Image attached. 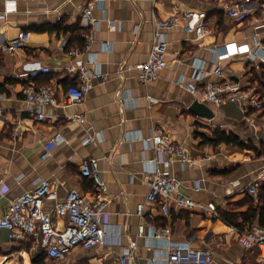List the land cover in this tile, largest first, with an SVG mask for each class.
Here are the masks:
<instances>
[{"label": "crops", "instance_id": "0c3cea01", "mask_svg": "<svg viewBox=\"0 0 264 264\" xmlns=\"http://www.w3.org/2000/svg\"><path fill=\"white\" fill-rule=\"evenodd\" d=\"M88 1L20 0L17 11L5 15L6 1L0 0V217L8 212L13 200L33 191L40 181H58L57 198L46 200V211L52 212L70 189H77L90 201L99 197L106 202V222L119 236L115 244L88 250L77 248L66 260L54 264H117L133 240H137V250L129 264H164L168 243L171 247L209 249L213 253L212 264H257L260 250L244 248L237 241L240 232L228 225L221 213L248 210L244 202L249 197L248 186L260 178L264 156L257 158L253 151L224 144L215 146L206 142V137L220 129L237 135L246 144H262L263 113L256 115L253 128L241 104L217 107L204 103L214 118H199L190 111L195 101L200 102L199 96L188 86L194 82L198 67L202 68L199 89L212 79L216 58L225 44L264 46V0H103L93 11L97 23L86 27L82 10ZM241 6L249 15L245 21L234 22L227 10ZM190 11L205 14L213 33L198 40L189 20L165 30L169 46L167 67L155 81L143 85L136 68L149 57L154 23ZM63 19L68 26L80 22L89 30L87 41L94 39L90 49L77 59L65 50L70 34L40 31ZM24 32L29 33L24 48L14 53L3 50ZM75 60H82L91 73L102 78L94 81L82 103L48 107L46 120L38 121L34 108L24 99L23 87L31 82L50 86L56 98L63 99L67 88L76 83L68 71ZM261 61L247 56L228 59L222 62L223 78L256 91L251 87L250 72L254 68L259 71L264 65ZM150 98L158 102L152 103ZM80 115L86 118L84 124L72 121ZM17 123L23 133L15 140ZM160 127L190 152L195 160L193 166L179 159L164 164L167 156L150 148L148 139ZM56 133H62L67 143L48 155L45 145ZM89 137L94 141L88 143ZM92 159L97 160L100 186L81 172V165ZM154 160L182 181L188 197L209 206L220 217L204 215L200 209L187 211L175 207L166 217L158 213L159 206L146 205V213L154 210L159 214L156 226L170 228V238H137L138 228L144 222L136 214L137 206L146 202L150 192ZM54 224L59 229L65 227L60 218L54 217ZM34 239L11 241L9 232L0 229L2 263L9 264L7 260L18 255L23 264H32L37 253Z\"/></svg>", "mask_w": 264, "mask_h": 264}, {"label": "built area", "instance_id": "2783aa9c", "mask_svg": "<svg viewBox=\"0 0 264 264\" xmlns=\"http://www.w3.org/2000/svg\"><path fill=\"white\" fill-rule=\"evenodd\" d=\"M6 14L17 11V2L20 0H5ZM36 1V0H21ZM103 0H89L82 10L83 23L86 27L94 26L97 21L93 11L98 2ZM234 10L229 8L227 13L234 22L245 21L249 15L243 6ZM182 20H189V27L195 32L198 40L213 33L212 28L206 21L205 14L197 12H185L178 18L167 20H157L154 23V39L152 49L147 61L137 66L139 80L143 85L155 81L160 73L166 69V54L168 42L165 39V30L180 24ZM29 33L24 32L19 37L9 41L3 48L7 53H14L24 48L27 44ZM90 38L84 51L72 50L69 52L75 59L83 52L90 49L93 42ZM247 56L250 60L258 57L264 64V46L256 44L251 47L248 44L232 42L225 44L223 50L218 55V63L212 72L210 79L203 89L198 88V83L202 79V68H197L193 83L188 86L192 93L199 96L202 103H208L221 107L226 103H239L243 106L247 114V120L251 127L256 128V115L263 113L264 101L254 90L244 89L241 85L225 81L223 78L224 69L222 62ZM69 73L74 75L76 83L71 84L63 99L56 98L55 90L50 86L29 83L22 89V94L26 103L34 108V114L38 121H44L48 117L46 108L48 107H70L82 103L86 96L94 87V81L101 79L100 74L91 73L82 60H75L69 68ZM150 102L157 103L158 100L150 98ZM2 111L0 110V116ZM72 121L84 124L85 116L80 115L72 118ZM22 127L17 123L14 128L15 140L21 137ZM94 138L89 137L87 142H93ZM67 143L62 133H56L45 145V150L49 154ZM148 144L157 154L167 156L164 164H171L175 159H179L183 164L193 166L195 160L190 156V152L182 145L176 143L164 128H156L152 137L148 139ZM264 159V157H263ZM150 181V192L146 197V202L137 206L136 214L144 218V222L138 228L137 238L166 239L169 240L171 230L168 227L156 226L155 221L159 214L168 216L171 207L179 210L194 211L200 209L201 213L212 218L220 215L207 205L195 202L183 191L182 181L173 177L168 171H164L157 161ZM97 160L92 159L81 165V172L86 177H92L100 186L102 183L97 174ZM264 181V166L260 171V178L248 186V194L258 202V188ZM239 186V181L235 182ZM60 183L58 181L42 180L33 191L25 192L22 196L13 200L8 207V212L0 217V229L9 232L11 241L24 240L33 237L34 249H43L47 259L57 263L67 259V257L77 248L84 250L92 249L106 244H115L119 236L117 230H113L106 222L107 204L101 198L88 200L79 190L70 189L66 198L62 202L56 203L52 212L45 210L46 200L56 199ZM198 191L201 190L197 187ZM2 187L0 186V193ZM146 205H154L158 208V215L154 210L146 213ZM54 217L63 219L65 227L59 229L54 224ZM221 240V238H220ZM237 241L246 249L258 248L260 257L257 264H264V228L254 226L248 232L239 233ZM137 250V240L131 241L126 246L123 254L119 257L117 264H129L132 254ZM213 253L209 249H197L191 247H171L168 243V251L164 264H212Z\"/></svg>", "mask_w": 264, "mask_h": 264}, {"label": "trees", "instance_id": "16d2710c", "mask_svg": "<svg viewBox=\"0 0 264 264\" xmlns=\"http://www.w3.org/2000/svg\"><path fill=\"white\" fill-rule=\"evenodd\" d=\"M41 32L56 33L57 35L70 34L69 40L66 43L65 50L70 52L73 49H80L84 51L87 46L86 36L89 34L88 28L82 27L78 22L75 25L68 26L65 19L61 20L56 26H45L40 29ZM251 87L254 88L262 100H264V65L259 67V71L255 68L250 72ZM75 83V82H74ZM40 86V85H37ZM264 116V107L263 114ZM206 142L212 145H227L233 146L241 151H253L257 154V158L264 156V149L261 151L254 145L244 143L241 139L233 134L223 130H215L212 133V137H206ZM264 148V143L259 144ZM227 172L224 173V175ZM249 195V194H248ZM257 201L250 195L244 202L248 206V210L244 213H237L234 211H227L221 213L223 220L230 226L236 228L240 233L250 231L254 226H260L264 228V182L259 185ZM31 245V241L28 242V246ZM23 248V247H22ZM23 250L26 251L25 248ZM54 264L47 259V256L43 249H38L35 256L32 258V264Z\"/></svg>", "mask_w": 264, "mask_h": 264}, {"label": "water", "instance_id": "95a60500", "mask_svg": "<svg viewBox=\"0 0 264 264\" xmlns=\"http://www.w3.org/2000/svg\"><path fill=\"white\" fill-rule=\"evenodd\" d=\"M190 111L199 118L212 119L214 118V113L211 109L204 103L195 101L191 107Z\"/></svg>", "mask_w": 264, "mask_h": 264}, {"label": "rangeland", "instance_id": "374dc122", "mask_svg": "<svg viewBox=\"0 0 264 264\" xmlns=\"http://www.w3.org/2000/svg\"><path fill=\"white\" fill-rule=\"evenodd\" d=\"M264 101V100H263ZM251 145H254L257 149H260L261 151L264 149L263 147H261V146H259L258 144L256 145L254 142L252 143L251 142ZM256 157H257V154H256ZM263 183V182H262ZM3 258L2 257H0V264H4V263H2L3 262ZM10 260V261H9ZM9 260H7V262H11V263H9V264H23L20 260H19V258H18V255L16 256V257H14V259H9ZM50 264H52V263H50Z\"/></svg>", "mask_w": 264, "mask_h": 264}]
</instances>
